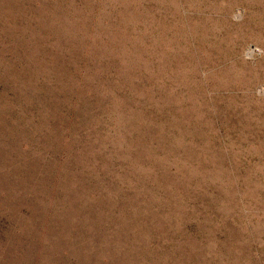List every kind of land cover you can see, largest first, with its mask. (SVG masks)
<instances>
[{
	"label": "rangeland",
	"instance_id": "obj_1",
	"mask_svg": "<svg viewBox=\"0 0 264 264\" xmlns=\"http://www.w3.org/2000/svg\"><path fill=\"white\" fill-rule=\"evenodd\" d=\"M0 264H264V0H0Z\"/></svg>",
	"mask_w": 264,
	"mask_h": 264
}]
</instances>
